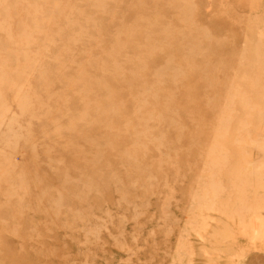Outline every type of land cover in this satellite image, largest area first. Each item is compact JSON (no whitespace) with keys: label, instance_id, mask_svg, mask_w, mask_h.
Listing matches in <instances>:
<instances>
[{"label":"rangeland","instance_id":"1","mask_svg":"<svg viewBox=\"0 0 264 264\" xmlns=\"http://www.w3.org/2000/svg\"><path fill=\"white\" fill-rule=\"evenodd\" d=\"M0 264H264V0H0Z\"/></svg>","mask_w":264,"mask_h":264}]
</instances>
